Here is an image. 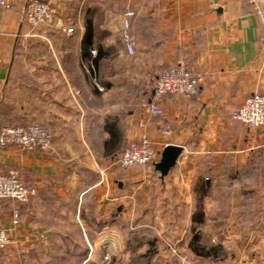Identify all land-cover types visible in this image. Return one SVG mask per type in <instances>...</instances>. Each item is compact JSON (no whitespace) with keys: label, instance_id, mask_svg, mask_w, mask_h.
Returning a JSON list of instances; mask_svg holds the SVG:
<instances>
[{"label":"crops","instance_id":"0c3cea01","mask_svg":"<svg viewBox=\"0 0 264 264\" xmlns=\"http://www.w3.org/2000/svg\"><path fill=\"white\" fill-rule=\"evenodd\" d=\"M8 1L0 132L36 123L54 137L46 149L0 147V173L14 168L38 189L14 227L19 204L0 198V229L13 238L0 264H184L185 253L199 264H264V125L232 117L264 93V7L47 0L58 23L33 25L26 0ZM129 10L133 54L123 39ZM180 60L204 74L200 92L167 94L163 115L144 113L156 77ZM143 133L158 146L156 160L122 168L123 151ZM169 144L183 151L162 176L155 164Z\"/></svg>","mask_w":264,"mask_h":264},{"label":"built area","instance_id":"2783aa9c","mask_svg":"<svg viewBox=\"0 0 264 264\" xmlns=\"http://www.w3.org/2000/svg\"><path fill=\"white\" fill-rule=\"evenodd\" d=\"M249 3L261 14L263 12L264 0H248ZM8 0H0V7L8 8ZM24 17L33 25L58 23L57 9L47 0H26L23 6ZM135 11L129 10L123 18L124 32L123 39L128 52H135V44L130 34L131 18ZM72 33L74 28L66 29ZM1 34V32H0ZM203 73L190 69L184 60L178 61L175 66L163 70L151 85L150 97L141 101L140 105L144 113L151 116L164 114L161 102L167 94H176L183 97L197 95L204 83ZM232 117L251 129L264 125V93L254 92L244 103L233 110ZM139 127L145 128L146 121L141 119ZM163 133L169 134L168 129ZM53 132L39 124L32 123L27 126L6 125L0 132V147L6 148L17 145L25 148H49L53 140ZM158 146L148 134L143 133L139 138L132 140L121 157L119 164L122 168L145 166L154 163L158 156ZM38 193L35 185L26 183L18 170L12 168L5 173H0V198L9 199L17 205L13 210L12 225H18L21 216V204L27 203ZM13 227L11 229H13ZM13 242L10 229H0V258L5 250ZM184 264H199L188 254H181Z\"/></svg>","mask_w":264,"mask_h":264},{"label":"water","instance_id":"95a60500","mask_svg":"<svg viewBox=\"0 0 264 264\" xmlns=\"http://www.w3.org/2000/svg\"><path fill=\"white\" fill-rule=\"evenodd\" d=\"M182 151V146L174 144H169L164 148L161 154V159L155 164L156 169L160 171L162 176L167 175L171 168L176 165Z\"/></svg>","mask_w":264,"mask_h":264},{"label":"trees","instance_id":"16d2710c","mask_svg":"<svg viewBox=\"0 0 264 264\" xmlns=\"http://www.w3.org/2000/svg\"><path fill=\"white\" fill-rule=\"evenodd\" d=\"M88 35H89V33H88Z\"/></svg>","mask_w":264,"mask_h":264}]
</instances>
